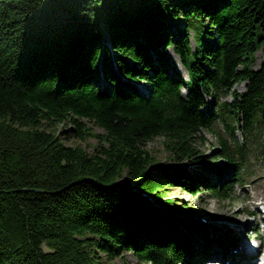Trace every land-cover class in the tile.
I'll use <instances>...</instances> for the list:
<instances>
[{"label": "trees", "instance_id": "16d2710c", "mask_svg": "<svg viewBox=\"0 0 264 264\" xmlns=\"http://www.w3.org/2000/svg\"><path fill=\"white\" fill-rule=\"evenodd\" d=\"M259 50L264 0H0V264H201L190 233L206 227L169 191L226 200L251 169ZM230 118L244 144L198 150ZM158 137L169 163L147 149Z\"/></svg>", "mask_w": 264, "mask_h": 264}, {"label": "rangeland", "instance_id": "374dc122", "mask_svg": "<svg viewBox=\"0 0 264 264\" xmlns=\"http://www.w3.org/2000/svg\"><path fill=\"white\" fill-rule=\"evenodd\" d=\"M174 25L176 26V24ZM105 43L109 46L110 45L109 39H106ZM192 46L193 48L196 47V43L194 41L192 43ZM169 53H170V61L173 64V66H176L179 71L185 73V69L180 61V58L176 54H174L172 48L169 49ZM251 59L254 60L251 67L254 70H258L262 62L264 61L263 51L259 50L255 56H251ZM171 71L172 70H170V72ZM139 86L140 88L145 90H147L148 88V85L146 83L139 84ZM245 86H246L245 82L240 85L237 84L236 89L238 91H244ZM225 98L231 100L232 96L228 95ZM225 98L224 97L221 98V101H224ZM228 122L229 124L226 123V121L225 122L219 121V123L213 126V129L212 128L205 129L203 131L205 140L199 141V143L197 142L198 150H200L202 153L210 154V152L214 148L216 147L220 148L221 141H224L225 144L227 142L226 144L227 146L229 143L233 148L237 146L238 142L241 143V145H243L246 139L245 137H243L241 128L238 127L236 124H234L235 127L233 128L231 126V124H233L232 123L233 120L231 118L229 119ZM89 127L91 128V132L93 134L103 133V129L99 128L98 126L90 124ZM63 130L64 128L63 127L61 128L60 126L59 131L63 132ZM163 140L164 138L161 137L156 138L155 140L147 144V149L157 158V160L160 163L165 164L171 162L172 159L170 153L165 150ZM254 140L255 141L251 143V155L256 157H253V164L251 168L254 169L256 167L255 173H250V176L246 177L248 182H250L249 184L244 186L234 185V194L229 199L226 200L218 199L208 194H199L197 196H193L183 190L174 189V188L169 191L170 196L173 199H175L180 206L187 205L193 207L192 209H196L195 218L204 217L207 219V222H213L216 220H221V222L223 221L229 222L228 220L234 219L236 220V225L238 227H240V225L246 223L247 221L248 222L251 221L250 222L251 224H246V226H248L247 229L248 231L245 234L244 240L242 242H238L239 239L235 240L237 241L238 244L240 243L241 246L244 244L245 241L250 242V238H254L255 234L259 235L258 232L256 233L252 231L253 233H251L250 229L254 230L256 228V224L253 223V220H255L256 218L254 217L249 219L247 213L259 212L257 204L260 199H264V163H263V159L260 160V156L263 154L259 153V150H261L262 146H264V131L258 132ZM66 143L69 145H81L89 152H92L94 147L98 144V139L95 137H90L86 141H81L75 137H71L69 140L66 141ZM221 148H223V144H221ZM220 163H222L221 166L224 165L222 160L220 161ZM184 165L185 167L188 166V164H181L180 166H184ZM189 166H194V165L191 164ZM144 196H146V194H144ZM146 197L148 198V200H150L149 196ZM153 203L155 204L154 207H156L159 210H163L166 207L161 200L154 199ZM257 218L259 221L258 216ZM190 234H192L191 237L195 238L196 234H194L193 232ZM212 237L214 238V241L212 242L209 251H212L214 246H218L217 248L215 247L214 249H219V247H221L219 250L230 249V247H228L227 245L225 246H223L222 244L216 245L215 240L219 237V235L213 234ZM261 237L264 240V236ZM219 250H215L216 252H212L211 255L213 254L215 256H219L218 253ZM233 253H235V249H233ZM100 256L102 257V264H148V263H140L139 260H137L130 253L124 254V258H115L114 260H109L104 254H101ZM210 264H217V263L215 262Z\"/></svg>", "mask_w": 264, "mask_h": 264}, {"label": "bare ground", "instance_id": "6f19581e", "mask_svg": "<svg viewBox=\"0 0 264 264\" xmlns=\"http://www.w3.org/2000/svg\"><path fill=\"white\" fill-rule=\"evenodd\" d=\"M173 14V13H172ZM174 25V24H173ZM136 78V77H135ZM143 91V90H142ZM210 101H212V98H208V102H210ZM221 122V121H220ZM219 123V122H218ZM241 132H242V129H241ZM164 141V140H163ZM132 184H133V181L131 180L130 181ZM147 196H149V199L153 202L154 201V198H153V196H150V195H147ZM195 215H196V211H195V213L193 214V215H186L187 217H193L194 219H200V217L199 218H195ZM247 215H248V217H249V213H247ZM255 216V215H254ZM252 218V217H251ZM249 244L245 241L244 242V244L241 246L240 245V243H239V247H237V255H242V253L243 252H245L247 249H248V246ZM218 253H219V256L218 257H216L215 255H211L210 254V257L212 258V259H217V258H219L220 259V261H222V259H224L225 257H227V258H229V257H231L234 253H233V249H225V250H219L218 251Z\"/></svg>", "mask_w": 264, "mask_h": 264}]
</instances>
